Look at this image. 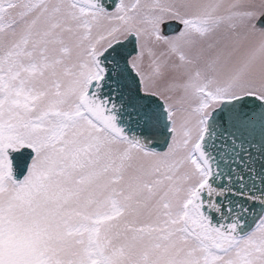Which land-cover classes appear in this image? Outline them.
I'll use <instances>...</instances> for the list:
<instances>
[{"label": "snow or ice", "instance_id": "obj_1", "mask_svg": "<svg viewBox=\"0 0 264 264\" xmlns=\"http://www.w3.org/2000/svg\"><path fill=\"white\" fill-rule=\"evenodd\" d=\"M0 264H264V0H0Z\"/></svg>", "mask_w": 264, "mask_h": 264}]
</instances>
